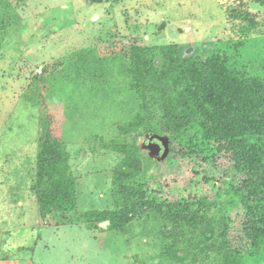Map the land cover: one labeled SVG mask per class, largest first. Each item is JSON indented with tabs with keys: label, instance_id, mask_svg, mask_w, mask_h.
Returning a JSON list of instances; mask_svg holds the SVG:
<instances>
[{
	"label": "rangeland",
	"instance_id": "obj_1",
	"mask_svg": "<svg viewBox=\"0 0 264 264\" xmlns=\"http://www.w3.org/2000/svg\"><path fill=\"white\" fill-rule=\"evenodd\" d=\"M245 11L260 23L248 36L234 31L230 20L232 13ZM168 43L194 45L200 56L220 50L232 65L259 73L264 5L259 0H0V264H180L167 256L168 245L198 249L193 230L185 235L156 212L120 230L83 217L88 210L117 207L113 171L124 155L113 145L144 137L142 129L120 131L139 108L128 71L130 49ZM50 128L71 154L77 209L42 217L32 186ZM182 141V136L171 140L163 161L143 150L136 180L174 185L180 196L198 193L208 206L206 227L217 234L205 243L203 264H226L216 240L226 221L220 203L229 199L224 191L229 184L196 187L192 163L179 150ZM218 164L220 170L229 161ZM262 237V246L247 251L238 264H264Z\"/></svg>",
	"mask_w": 264,
	"mask_h": 264
},
{
	"label": "trees",
	"instance_id": "obj_2",
	"mask_svg": "<svg viewBox=\"0 0 264 264\" xmlns=\"http://www.w3.org/2000/svg\"><path fill=\"white\" fill-rule=\"evenodd\" d=\"M259 1L264 5V0ZM230 18L231 28L242 36L252 34L260 24L247 11L232 13ZM185 48L168 43L157 49H130L128 71L139 108L120 131L124 135L140 129L144 136L167 134L170 143L182 136L179 150L183 159L192 163L195 186L211 190L229 184L224 190L230 193L229 199L220 203L226 221L216 248L226 264H238L247 251L262 246L264 236V64L261 72L250 73L232 65L223 51L185 55ZM52 129L41 145L37 179L32 186L42 217L53 211L77 209L71 154ZM113 148L124 155L113 171L117 207L88 210L83 217L94 226L109 220V229L120 230L138 216L156 212L171 228L185 235L192 230L197 234V250L172 243L166 248L167 256L180 264H203L207 255L200 254L205 253V243L212 242L217 234L215 227H206L208 206L201 196H180L174 185L164 188L136 180L143 169L138 139L116 143ZM221 159L229 165L219 170ZM256 199L257 204L250 207ZM239 222L243 228H238Z\"/></svg>",
	"mask_w": 264,
	"mask_h": 264
},
{
	"label": "water",
	"instance_id": "obj_3",
	"mask_svg": "<svg viewBox=\"0 0 264 264\" xmlns=\"http://www.w3.org/2000/svg\"><path fill=\"white\" fill-rule=\"evenodd\" d=\"M194 45L185 48V55H190L195 52ZM149 140V141H148ZM141 147L143 150H148L149 156L158 161H163L167 158L170 149V137L167 134L148 133L140 138ZM109 220H105L100 224L108 226Z\"/></svg>",
	"mask_w": 264,
	"mask_h": 264
},
{
	"label": "flooded vegetation",
	"instance_id": "obj_4",
	"mask_svg": "<svg viewBox=\"0 0 264 264\" xmlns=\"http://www.w3.org/2000/svg\"><path fill=\"white\" fill-rule=\"evenodd\" d=\"M149 141V140H148ZM148 152V150H146Z\"/></svg>",
	"mask_w": 264,
	"mask_h": 264
}]
</instances>
